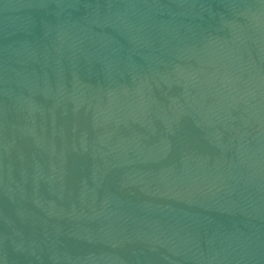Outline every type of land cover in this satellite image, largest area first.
Wrapping results in <instances>:
<instances>
[{
  "label": "water",
  "instance_id": "obj_1",
  "mask_svg": "<svg viewBox=\"0 0 264 264\" xmlns=\"http://www.w3.org/2000/svg\"><path fill=\"white\" fill-rule=\"evenodd\" d=\"M0 264H264V0H0Z\"/></svg>",
  "mask_w": 264,
  "mask_h": 264
}]
</instances>
